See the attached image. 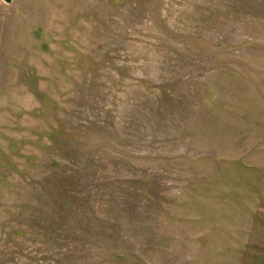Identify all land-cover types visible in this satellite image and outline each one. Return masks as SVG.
Wrapping results in <instances>:
<instances>
[{
	"label": "rangeland",
	"instance_id": "374dc122",
	"mask_svg": "<svg viewBox=\"0 0 264 264\" xmlns=\"http://www.w3.org/2000/svg\"><path fill=\"white\" fill-rule=\"evenodd\" d=\"M0 264H264V0H0Z\"/></svg>",
	"mask_w": 264,
	"mask_h": 264
},
{
	"label": "trees",
	"instance_id": "16d2710c",
	"mask_svg": "<svg viewBox=\"0 0 264 264\" xmlns=\"http://www.w3.org/2000/svg\"><path fill=\"white\" fill-rule=\"evenodd\" d=\"M80 160H81V158H80ZM69 178H70V177H67V179H69ZM63 187H64V186H63ZM58 199L63 200L62 202H64V200H65V199L63 198V196H60ZM58 199H57V200H58ZM62 202H61V203H62Z\"/></svg>",
	"mask_w": 264,
	"mask_h": 264
},
{
	"label": "water",
	"instance_id": "95a60500",
	"mask_svg": "<svg viewBox=\"0 0 264 264\" xmlns=\"http://www.w3.org/2000/svg\"><path fill=\"white\" fill-rule=\"evenodd\" d=\"M7 2H9L10 0H6Z\"/></svg>",
	"mask_w": 264,
	"mask_h": 264
}]
</instances>
